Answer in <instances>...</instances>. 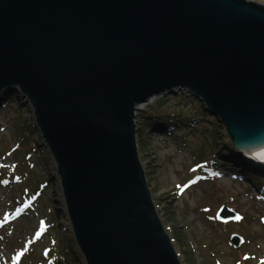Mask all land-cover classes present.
<instances>
[{
    "label": "water",
    "instance_id": "water-1",
    "mask_svg": "<svg viewBox=\"0 0 264 264\" xmlns=\"http://www.w3.org/2000/svg\"><path fill=\"white\" fill-rule=\"evenodd\" d=\"M20 90L86 264H180L137 150L134 110L186 90L239 154L264 144V5L0 0V92ZM239 215L223 204L222 222ZM234 249L243 238L230 236Z\"/></svg>",
    "mask_w": 264,
    "mask_h": 264
},
{
    "label": "rangeland",
    "instance_id": "rangeland-1",
    "mask_svg": "<svg viewBox=\"0 0 264 264\" xmlns=\"http://www.w3.org/2000/svg\"><path fill=\"white\" fill-rule=\"evenodd\" d=\"M12 94L0 92V264H86L33 108ZM158 96L135 109L137 150L180 264H264V165L224 157L225 127L191 92ZM223 204L240 219L218 220ZM234 233L243 238L237 250Z\"/></svg>",
    "mask_w": 264,
    "mask_h": 264
},
{
    "label": "trees",
    "instance_id": "trees-1",
    "mask_svg": "<svg viewBox=\"0 0 264 264\" xmlns=\"http://www.w3.org/2000/svg\"><path fill=\"white\" fill-rule=\"evenodd\" d=\"M2 96V95H1ZM13 96H14V94H11V95H9L8 97H6V98H8V99H12L13 98ZM3 97H0V100L2 99ZM5 99V98H4ZM148 117V116H147ZM148 119V118H147ZM155 126H153V128H154ZM158 128H160L161 130H166V129H168V127H166V126H164V125H162V124H160L159 126H158ZM137 134V133H136ZM227 146H228V148H227V153L224 155V157H230L231 156V161L232 162H234V163H240L241 165H243L244 167H247L248 166V161L247 160H245L244 158H243V156H241L239 153H237V151H236V149L234 148V146H233V144H232V142H231V139L229 138V136H228V134H227ZM233 156H232V155ZM235 155V156H234ZM234 166L235 165H231V167L232 168H234ZM235 171H237V170H235ZM177 239H179V238H177ZM75 253V252H74Z\"/></svg>",
    "mask_w": 264,
    "mask_h": 264
},
{
    "label": "bare ground",
    "instance_id": "bare-ground-1",
    "mask_svg": "<svg viewBox=\"0 0 264 264\" xmlns=\"http://www.w3.org/2000/svg\"><path fill=\"white\" fill-rule=\"evenodd\" d=\"M158 97H159L158 95H156L155 97L153 96L152 98H150V100H148V102H152L153 100H155ZM140 109H141V107L137 106L136 110L138 111ZM242 155H243V158L249 162L251 159L253 160L252 162L258 161L257 159H259V164H257V165L260 166L261 167L260 170H262L264 163H262L261 160H264V144L261 147L257 148L256 150L251 151L247 154H242Z\"/></svg>",
    "mask_w": 264,
    "mask_h": 264
},
{
    "label": "snow or ice",
    "instance_id": "snow-or-ice-1",
    "mask_svg": "<svg viewBox=\"0 0 264 264\" xmlns=\"http://www.w3.org/2000/svg\"><path fill=\"white\" fill-rule=\"evenodd\" d=\"M236 219H240V217H236ZM41 225H43V222H41ZM40 233L38 232L37 233V236L39 235ZM19 256H20V253L17 254L16 258L15 259H19Z\"/></svg>",
    "mask_w": 264,
    "mask_h": 264
},
{
    "label": "built area",
    "instance_id": "built-area-1",
    "mask_svg": "<svg viewBox=\"0 0 264 264\" xmlns=\"http://www.w3.org/2000/svg\"><path fill=\"white\" fill-rule=\"evenodd\" d=\"M147 103H149V102H147ZM134 114H136L135 110H134Z\"/></svg>",
    "mask_w": 264,
    "mask_h": 264
}]
</instances>
